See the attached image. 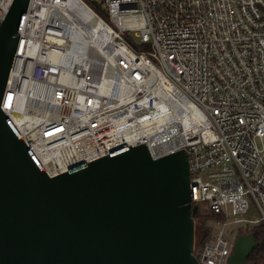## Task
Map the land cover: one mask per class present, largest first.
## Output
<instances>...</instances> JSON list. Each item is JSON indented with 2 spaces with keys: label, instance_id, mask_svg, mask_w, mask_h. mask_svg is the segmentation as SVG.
Here are the masks:
<instances>
[{
  "label": "built area",
  "instance_id": "built-area-1",
  "mask_svg": "<svg viewBox=\"0 0 264 264\" xmlns=\"http://www.w3.org/2000/svg\"><path fill=\"white\" fill-rule=\"evenodd\" d=\"M69 1L29 0L1 111L50 178L126 147L153 160L185 150L191 205L219 217L194 256L227 264V228L264 225V0H77L157 77L114 52L110 65H68ZM182 101L193 108L175 130Z\"/></svg>",
  "mask_w": 264,
  "mask_h": 264
},
{
  "label": "water",
  "instance_id": "water-1",
  "mask_svg": "<svg viewBox=\"0 0 264 264\" xmlns=\"http://www.w3.org/2000/svg\"><path fill=\"white\" fill-rule=\"evenodd\" d=\"M29 0L0 23V106ZM185 150L126 147L48 177L0 108V264H198ZM256 249L239 236L227 264Z\"/></svg>",
  "mask_w": 264,
  "mask_h": 264
},
{
  "label": "bare ground",
  "instance_id": "bare-ground-1",
  "mask_svg": "<svg viewBox=\"0 0 264 264\" xmlns=\"http://www.w3.org/2000/svg\"><path fill=\"white\" fill-rule=\"evenodd\" d=\"M68 11H65L67 34L69 37L67 64L97 62L102 65L112 63L111 53H120L129 61V65L146 67L151 72V77H157L158 71L151 67L143 58H137L129 49H120L114 46L106 38L104 26L83 4L77 0H70ZM176 99V93L170 89ZM184 110L175 112L172 117L175 130L180 126H187V114L193 108L192 105L183 102ZM175 137H173L174 139Z\"/></svg>",
  "mask_w": 264,
  "mask_h": 264
},
{
  "label": "trees",
  "instance_id": "trees-1",
  "mask_svg": "<svg viewBox=\"0 0 264 264\" xmlns=\"http://www.w3.org/2000/svg\"><path fill=\"white\" fill-rule=\"evenodd\" d=\"M93 10V8H92ZM219 220V217H214L207 214H198L195 216V222L199 224V227L204 231L202 235L197 236L195 240V249H200L205 241L208 239L209 230L206 227V223L209 220ZM247 235L251 234L253 238V242L256 245V249L250 255V259H248L247 263L249 262H263L264 261V225H256L250 227L247 232Z\"/></svg>",
  "mask_w": 264,
  "mask_h": 264
},
{
  "label": "rangeland",
  "instance_id": "rangeland-1",
  "mask_svg": "<svg viewBox=\"0 0 264 264\" xmlns=\"http://www.w3.org/2000/svg\"><path fill=\"white\" fill-rule=\"evenodd\" d=\"M85 1V0H83ZM89 7L92 9V7L89 5ZM93 11H95L93 9ZM95 13H97L95 11ZM98 14V13H97ZM126 37H128L135 45H139L138 43V39H136L134 37V32H127L126 33ZM255 144L257 146L258 149H261L262 147H264V140L263 141H260V140H256L255 141ZM199 212L200 214H207V215H210L209 212L206 210V207L204 205H199ZM254 217V218H257L255 214H248L247 217ZM213 220V219H212ZM207 224V223H206ZM207 227V226H206ZM245 226L243 224L241 225H238L237 227H231L229 226L227 228V230L225 231V235H226V239H228L229 243H230V246L231 248L233 247L234 243H235V240L239 237V236H242L244 233H243V230H244ZM202 227L200 228L199 227V224H197L195 222V240L197 238V236H201L202 233H204L203 230H201ZM247 235V234H246ZM199 249L196 248V251H198Z\"/></svg>",
  "mask_w": 264,
  "mask_h": 264
},
{
  "label": "flooded vegetation",
  "instance_id": "flooded-vegetation-1",
  "mask_svg": "<svg viewBox=\"0 0 264 264\" xmlns=\"http://www.w3.org/2000/svg\"><path fill=\"white\" fill-rule=\"evenodd\" d=\"M245 236V235H244Z\"/></svg>",
  "mask_w": 264,
  "mask_h": 264
}]
</instances>
